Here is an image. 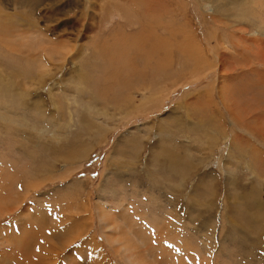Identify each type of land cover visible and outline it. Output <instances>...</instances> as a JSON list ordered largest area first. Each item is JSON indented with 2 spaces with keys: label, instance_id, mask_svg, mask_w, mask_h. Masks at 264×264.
Returning a JSON list of instances; mask_svg holds the SVG:
<instances>
[{
  "label": "rangeland",
  "instance_id": "374dc122",
  "mask_svg": "<svg viewBox=\"0 0 264 264\" xmlns=\"http://www.w3.org/2000/svg\"><path fill=\"white\" fill-rule=\"evenodd\" d=\"M138 259L264 264V0H0V264Z\"/></svg>",
  "mask_w": 264,
  "mask_h": 264
},
{
  "label": "bare ground",
  "instance_id": "6f19581e",
  "mask_svg": "<svg viewBox=\"0 0 264 264\" xmlns=\"http://www.w3.org/2000/svg\"><path fill=\"white\" fill-rule=\"evenodd\" d=\"M8 26H9V25H8ZM27 27H28V28H26V30H24L21 34H25V33H26V34H28V33H31V34H32V33H33V34L35 35L36 31H35V29H34V24L31 23V22H29V21H27ZM124 33H125V32H124ZM124 33H123V35H124ZM117 34H118V32H116V33L113 35V37H112V39H113V44H114V45H116V42L114 43V41H117V42H118L117 39L120 38V37H118ZM119 34H122V33H119ZM34 35H33V36H34ZM123 35H122V36H123ZM143 36H144V35H143ZM130 37H131V36H126L127 39H130ZM134 37H135V36H133V39H134ZM131 38H132V37H131ZM120 39H122V38H120ZM144 39H145V38H144ZM122 40H125V39H124V36H123V39H122ZM137 40H138V39H137ZM31 42H33V39L31 40ZM122 42H123V43H124V42H125V43L127 42V45L130 44V41H128V40H126V41H122ZM128 42H129V43H128ZM134 42H136V41H134ZM134 42H133V44H134ZM138 42L141 43V41H139V40H138ZM32 44H33V43H32ZM111 44H112V43H111ZM131 44H132V43H131ZM135 44H136V43H135ZM142 44H143V43H142ZM142 44H141V45H142ZM104 45L106 46V43H105ZM109 45H110V44H109ZM125 45H126V44H125ZM141 45H138V46H141ZM131 46H133V45H130V47H131ZM159 49H160V48H159ZM98 52H99V51H98ZM98 52H95V53H98ZM62 58H63V56H62ZM104 207H105V206H104ZM104 207H102V210L100 211V215H101L102 217H106V215H109V214H110V213H109ZM114 229H116V232H115L114 235H111V236H115V237L117 236V237H118V234H117V229H118V228H114ZM121 231H122V230H121ZM122 232H123V231H122ZM125 234H127V232H125ZM4 236H5V235H4ZM5 237H6V236H5ZM112 238H113V237H112ZM119 239H120V238H119ZM120 240H121V239H120ZM129 240L132 241L131 238H130ZM134 242H136V241H134ZM133 244H134V243H133ZM124 245L126 246V242H124ZM130 245H131V244H130ZM139 246H140V245H139ZM129 247H130V246H129ZM133 248L135 249V247H133ZM133 248L131 247L130 250L133 249ZM134 249H133V250H134ZM136 249H137V248H136ZM133 250H131V251L133 252ZM128 251H129V250H128ZM129 252H130V251H129ZM141 254H142V253H141ZM135 258H136V257H135ZM141 258H144V256H142ZM1 262H2V261H1ZM4 262H6V261H4ZM14 262H15V261H14ZM152 263H153V262H152ZM138 264H150V263H149L148 260L138 259Z\"/></svg>",
  "mask_w": 264,
  "mask_h": 264
}]
</instances>
